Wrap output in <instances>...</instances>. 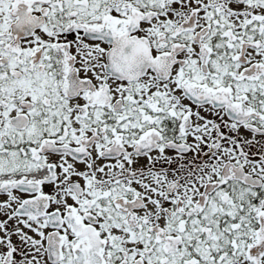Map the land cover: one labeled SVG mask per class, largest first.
<instances>
[{
    "label": "snow or ice",
    "instance_id": "1",
    "mask_svg": "<svg viewBox=\"0 0 264 264\" xmlns=\"http://www.w3.org/2000/svg\"><path fill=\"white\" fill-rule=\"evenodd\" d=\"M0 264H264V0H0Z\"/></svg>",
    "mask_w": 264,
    "mask_h": 264
}]
</instances>
